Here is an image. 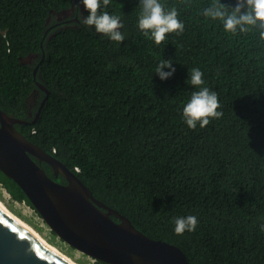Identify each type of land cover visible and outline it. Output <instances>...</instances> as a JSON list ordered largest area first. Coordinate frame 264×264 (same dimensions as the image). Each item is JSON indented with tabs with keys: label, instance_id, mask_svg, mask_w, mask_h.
<instances>
[{
	"label": "trees",
	"instance_id": "trees-1",
	"mask_svg": "<svg viewBox=\"0 0 264 264\" xmlns=\"http://www.w3.org/2000/svg\"><path fill=\"white\" fill-rule=\"evenodd\" d=\"M159 2L177 10L184 31L157 45L138 27L140 0H101L98 14L124 24L122 43L82 23V0H0V107L27 120L17 129L99 200L191 262L264 264V39L258 27L233 34L205 17L215 0ZM221 3L229 13L237 6ZM162 60L176 69L167 80L156 74ZM204 87L223 116L191 129L183 109ZM35 95L40 107L47 100L34 122ZM0 183L37 212L1 170ZM189 215L195 231L177 235L175 218Z\"/></svg>",
	"mask_w": 264,
	"mask_h": 264
},
{
	"label": "water",
	"instance_id": "water-1",
	"mask_svg": "<svg viewBox=\"0 0 264 264\" xmlns=\"http://www.w3.org/2000/svg\"><path fill=\"white\" fill-rule=\"evenodd\" d=\"M39 86L48 97L49 90ZM27 123L0 107V170L22 188L61 240L106 264H197L178 245L146 235L128 216L99 200L73 170L17 129L16 124ZM33 156L48 163L66 183L52 178ZM0 264L70 263L0 207Z\"/></svg>",
	"mask_w": 264,
	"mask_h": 264
},
{
	"label": "clouds",
	"instance_id": "clouds-1",
	"mask_svg": "<svg viewBox=\"0 0 264 264\" xmlns=\"http://www.w3.org/2000/svg\"><path fill=\"white\" fill-rule=\"evenodd\" d=\"M109 3L110 0H103V5ZM82 4L89 13L82 19L84 25L94 26L97 33L108 36L112 41L122 43L125 40V36L120 31L124 28V24L119 16L107 12L98 14L101 0H82ZM140 6L142 12L138 27L144 36L151 33V38L157 45L165 40L166 34L184 31V24L178 19L175 8L166 12L159 0H140ZM227 9L228 7L222 4L221 0H215L210 7L203 10V15L223 21L225 31L233 34L237 32V28L246 33L250 30L247 26L258 27L260 37L264 39V0H237V6L230 13ZM165 68L171 71H165ZM175 71L171 60H162L156 68V74L161 80H167ZM202 77L203 73L198 68L191 70L190 80L193 86L204 84ZM220 107L217 94L204 87L193 92L190 101L183 109V116L189 128L195 129L197 122L203 128L210 123V118L218 119L223 116L222 112L217 111ZM197 223V218L192 215L175 218V233L182 235L185 231H195Z\"/></svg>",
	"mask_w": 264,
	"mask_h": 264
},
{
	"label": "rangeland",
	"instance_id": "rangeland-1",
	"mask_svg": "<svg viewBox=\"0 0 264 264\" xmlns=\"http://www.w3.org/2000/svg\"><path fill=\"white\" fill-rule=\"evenodd\" d=\"M35 99V98H34ZM0 199L15 214L36 228L50 243L56 245L61 251L71 256L79 264H98L97 261L84 253L72 248L61 240L45 223L41 216L27 203L13 200L6 188L0 183Z\"/></svg>",
	"mask_w": 264,
	"mask_h": 264
},
{
	"label": "bare ground",
	"instance_id": "bare-ground-1",
	"mask_svg": "<svg viewBox=\"0 0 264 264\" xmlns=\"http://www.w3.org/2000/svg\"><path fill=\"white\" fill-rule=\"evenodd\" d=\"M0 207L9 214L14 220H16L21 226L27 229L30 233H32L40 242L53 250L57 255L61 256L70 264H79L75 261L71 256L61 251L56 245L50 243L36 228H34L31 224L26 222L23 218L15 214L12 210H10L7 205L0 199Z\"/></svg>",
	"mask_w": 264,
	"mask_h": 264
},
{
	"label": "flooded vegetation",
	"instance_id": "flooded-vegetation-1",
	"mask_svg": "<svg viewBox=\"0 0 264 264\" xmlns=\"http://www.w3.org/2000/svg\"><path fill=\"white\" fill-rule=\"evenodd\" d=\"M36 96L38 97V95H35V99H33V100H31L29 103H28V111H29V117H33L34 115V117H37V114H38V110H39V105H38V100L36 99ZM35 109H38L36 112H34V110ZM36 119V118H35ZM28 124V123H27ZM18 124H16V126H17ZM39 163H40V165L42 166V167H44L45 169H46V166H49L50 167V169H49V173L50 174H52L51 176L55 179V180H57V181H59V182H61V183H66V179L61 175V174H59V175H56V172H55V170L48 164V163H46L45 161H39L38 159H37V157H35V156H33ZM47 171V170H46ZM48 173V174H49ZM64 180V181H63ZM63 181V182H62Z\"/></svg>",
	"mask_w": 264,
	"mask_h": 264
},
{
	"label": "built area",
	"instance_id": "built-area-1",
	"mask_svg": "<svg viewBox=\"0 0 264 264\" xmlns=\"http://www.w3.org/2000/svg\"><path fill=\"white\" fill-rule=\"evenodd\" d=\"M78 170V169H77Z\"/></svg>",
	"mask_w": 264,
	"mask_h": 264
}]
</instances>
